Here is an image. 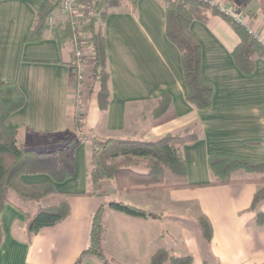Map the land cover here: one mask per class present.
Returning <instances> with one entry per match:
<instances>
[{
  "label": "crops",
  "instance_id": "1",
  "mask_svg": "<svg viewBox=\"0 0 264 264\" xmlns=\"http://www.w3.org/2000/svg\"><path fill=\"white\" fill-rule=\"evenodd\" d=\"M50 0H0V82H15L25 94L24 105L13 111L6 125L18 138L58 135L74 131L78 116L87 138L74 151V175L53 181L47 173H23L25 184L54 183L55 192L41 203L69 205L68 215L30 235L27 212L7 203L0 213L3 238L0 264H75L88 246L93 213L104 205L103 247L122 264H150L160 248L174 255H192L191 264L264 263V201L249 209L257 182L200 184L214 179L209 156L214 153L264 159V57L256 55L255 69L244 73L233 50L240 37L220 14L207 21L194 19L190 29L202 45V74L214 84L213 104L199 109L186 99L187 86L179 47L166 31L163 0H122L103 23L110 73V101L98 104L99 83L93 82L94 50L87 49V79L78 99L71 64L73 40L60 43L49 25L40 39L27 40L38 12ZM234 8L253 29L264 33V0H213ZM49 24V23H48ZM168 94L166 111L154 116L158 100ZM192 131L195 141L175 145L186 175L166 171L170 188L119 192L112 180L94 188L90 177L94 138L156 140L166 133ZM243 174L237 172L236 177ZM121 200L152 212L136 216L108 203ZM157 214L155 216L154 214ZM205 215L212 225L208 240L199 225ZM192 219L191 229L181 220ZM81 264H104L87 256Z\"/></svg>",
  "mask_w": 264,
  "mask_h": 264
},
{
  "label": "trees",
  "instance_id": "2",
  "mask_svg": "<svg viewBox=\"0 0 264 264\" xmlns=\"http://www.w3.org/2000/svg\"><path fill=\"white\" fill-rule=\"evenodd\" d=\"M136 3L137 0H131ZM166 10V31L172 42L180 49L187 86L186 99L199 109H206L213 104L214 84L202 74V45L190 29L194 19L207 21L210 16L220 14L234 28L240 42L232 54L238 67L246 74L255 69V57H264V44L255 33L249 31L248 25L235 21L220 10L218 3L210 0H163ZM122 0H99L98 15L86 26L88 38L82 44L94 50L92 77L99 78L98 104L106 109L110 101V73L107 64V48L104 20L109 10L120 5ZM56 0H50L38 12L34 26L29 30L27 40L40 39L49 27L48 17L57 7ZM60 43L72 39L73 31L69 24L53 27ZM97 81V80H95ZM25 94L15 82H0V213L7 203H14L24 210L30 202H37L36 210L27 212V229L30 235L42 227L54 225L69 213V205L61 203L56 207L45 206L43 198L54 193V183L25 184L21 180L23 173H47L53 181H64L74 175V151L84 140L78 136L56 145L53 149L27 148L17 140L16 129L6 125L7 117L25 103ZM171 103V97L164 94L154 109V116L161 115ZM81 124V123H79ZM56 135H48L51 138ZM197 134L192 131L166 133L156 140H138L131 138L108 137L94 139L92 169L90 177L96 189L100 188L104 179L112 180L119 192L144 191L170 188L164 183L166 171L181 176L186 175V166L179 156L175 145L195 141ZM144 163L138 169L137 163ZM209 167L214 179L200 184L188 186L223 184L230 182L252 181L259 184L249 209L256 210L264 201V159H254L241 155L214 153L209 156ZM237 172L243 174L236 177ZM117 210L136 216H148L152 212L121 200L108 203ZM104 205L92 215L89 243L82 251L75 264H81L87 256H95L104 264H122L117 259L106 255L103 247L105 226L103 222ZM154 214V213H153ZM157 216V214H154ZM256 220L264 223V214L258 212ZM199 225L204 236L210 240L212 225L205 216L199 217ZM3 229L0 218V245ZM192 255H174L166 248H160L151 258L150 264H191ZM264 264V263H262Z\"/></svg>",
  "mask_w": 264,
  "mask_h": 264
},
{
  "label": "built area",
  "instance_id": "3",
  "mask_svg": "<svg viewBox=\"0 0 264 264\" xmlns=\"http://www.w3.org/2000/svg\"><path fill=\"white\" fill-rule=\"evenodd\" d=\"M98 1L99 0H56L58 5L48 17L50 26L54 27L57 25L63 26L69 24L73 31L72 40L74 42V51L71 64L75 69L74 74L78 85L79 103L82 101V92L87 79L86 58L88 49V47L81 42L89 36L86 26L98 15ZM210 1L211 3H216L213 0ZM219 7L222 12L231 16L235 21L247 24L242 14L236 9L221 5ZM249 31L254 33L251 28H249ZM255 35L258 40L264 44V39L257 34Z\"/></svg>",
  "mask_w": 264,
  "mask_h": 264
},
{
  "label": "rangeland",
  "instance_id": "4",
  "mask_svg": "<svg viewBox=\"0 0 264 264\" xmlns=\"http://www.w3.org/2000/svg\"><path fill=\"white\" fill-rule=\"evenodd\" d=\"M248 28L252 29L251 25L250 26L248 25ZM258 31L254 30L253 32L264 39V33L259 34ZM95 80H97V82L99 83V78H97ZM95 80L93 79L94 83H95ZM5 123H6V121H5ZM79 123H81V124H79ZM83 125H84L83 119L81 118V116H78V118H76V120L74 122L75 129L72 132L61 133V134H58V135L53 136L51 138H48L47 136H31L29 139H25L22 137L18 138V136H17V140L21 145H23L24 147H27V148H37V149L49 150V149H53L58 144H62L64 142L69 141L71 138H75L78 136H81L83 138H87L88 134L84 132ZM92 157H93V154H92ZM134 166H136L138 169H142V168H144V163L143 162L137 163ZM181 221L183 223H186V226H188V228H191V229L196 228L195 221L190 219V218H189V220H181ZM166 264H169V263H166Z\"/></svg>",
  "mask_w": 264,
  "mask_h": 264
}]
</instances>
